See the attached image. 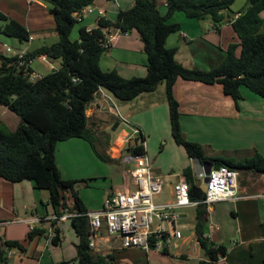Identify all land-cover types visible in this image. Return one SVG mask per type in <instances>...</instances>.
I'll return each instance as SVG.
<instances>
[{"label":"crops","instance_id":"obj_1","mask_svg":"<svg viewBox=\"0 0 264 264\" xmlns=\"http://www.w3.org/2000/svg\"><path fill=\"white\" fill-rule=\"evenodd\" d=\"M154 2L159 13L164 15L166 0ZM133 5V0H93L92 12L80 22L75 40H78L79 28L94 29L99 17L113 23L119 12L127 11ZM246 7L247 0H235L230 9L223 13L224 22L221 25H214L209 19L192 20L182 13L173 14L168 23L177 25L178 31L167 38L166 46L175 49V61L188 69L210 71L225 59L230 45L238 46L235 51L238 57L239 39L231 23ZM0 14L7 20L0 21V30L8 21L13 20L22 25L31 38L25 43H19L0 33L2 54L3 45L9 46L12 52L25 51L29 54L58 42L54 19L49 13V5L43 0H0ZM260 17L264 21V9ZM5 56L12 57L10 54ZM33 61L43 65L48 74L59 68H55L52 61L44 57L35 58ZM33 61L28 64L30 73L40 78L46 76V73L38 75L33 72ZM146 65L143 44L135 30L120 35L99 60L102 71H115L124 79L143 78L146 75ZM172 94L178 103L179 125L184 138L199 144L206 157L239 161L256 152L264 158L263 98L247 88H240V99L234 102L223 93L219 84L206 85L181 79L174 83ZM0 113L7 119L6 127L14 131L19 124V118L8 114L10 112L2 106ZM85 117L88 129L97 136L98 141L100 135L107 137L106 145L102 144V154L110 162H100L93 154L96 160L93 159L88 165L89 145L77 138L57 143L55 161L63 180L80 181L78 185L81 187L76 191L87 213L99 211L104 199L114 191L124 186L131 187L128 173L131 164L123 162V157L129 153L125 150L124 137L131 127L140 130L145 153L149 161L151 157V161L153 160V173L162 177L165 182L163 192L156 199L157 203L171 200L172 184L184 178L188 170L197 179L192 170L191 159L172 140L164 84L131 101H119L101 89L100 96L86 107ZM110 133L114 134V138H110ZM159 143L165 147L155 153L151 147H156ZM115 166H120L121 170L115 169ZM99 182L102 183L101 186L98 185ZM197 182L200 185V181ZM95 188L100 190L96 197L91 192ZM237 195L235 201L216 203L206 209L204 236L213 244L226 248V257L219 259L217 264H262L264 175L247 173L239 176ZM66 202L68 205L72 203L71 199ZM188 209L195 211V208L180 210L179 226L182 233L183 230H188L190 234L183 237L185 242L181 244L182 249L175 254L171 255L169 251L159 253L137 249L123 250L104 230L102 238L97 240L95 254L119 258L116 264H198L205 259L195 240V212L191 219L192 225L185 222L187 214L184 211ZM54 215L47 192L35 189L30 181L12 184L0 178L1 242L16 241L24 248L23 251H8L6 264H76L75 246L78 239L70 221L54 226L59 230L57 245H53L52 239L45 233L28 239L32 225L34 230H46L49 227L48 218ZM120 251L126 254L116 256ZM138 254H144L145 260L140 259Z\"/></svg>","mask_w":264,"mask_h":264},{"label":"trees","instance_id":"obj_2","mask_svg":"<svg viewBox=\"0 0 264 264\" xmlns=\"http://www.w3.org/2000/svg\"><path fill=\"white\" fill-rule=\"evenodd\" d=\"M43 1L49 5L58 42L27 54L25 61L29 64L35 58L44 57L50 61L60 60V67L32 82L29 80L30 70L23 71L16 57H7L0 52V106L19 118L14 131L0 123V178L12 184L30 181L35 189L47 192L49 205L56 216L73 204V210L78 214L70 219L78 239L76 264H115L112 256L94 254L88 247L87 212L75 190L80 181L63 180L55 161L57 143L77 138L89 143L100 161L110 162L107 156L95 151L85 117V109L98 89L105 90L119 101H131L164 84L171 137L189 159L224 166L237 172L238 179L247 173L264 175V158L256 152L239 161L206 157L199 144L187 141L180 129L178 103L172 94L174 83L181 79L206 85L219 84L223 93L234 102L240 99V88H247L264 99V21L260 17L264 0H247L244 12L231 23L239 39V56L235 55L238 46L230 45L225 59L210 71L188 69L175 61V49L168 48L166 40L178 31V26L169 24L168 20L173 14L182 13L188 19H209L214 25H221L223 13L235 0H166L164 15L156 9L154 0H133V7L119 12L113 23L100 19L98 27L90 33L79 28L75 41L70 35L74 26L80 23L73 14L90 6L93 0ZM0 21L7 20L0 14ZM108 26L119 29L122 34L133 30L138 32L147 59L143 78L124 79L115 71L101 70L99 60L105 52L100 46L102 29ZM0 33L19 43L29 40L28 31L13 20L8 21ZM130 151L134 155L143 153V149L137 146ZM184 178L189 185V199L203 201L204 193L192 177V171L188 170ZM67 199H71L70 205ZM206 222L207 211L200 204L195 208L193 230L205 260L198 264H217L219 259L226 257V248L205 238ZM53 230L56 236L52 238V244L57 245L59 230L55 227ZM44 233L45 230L35 229L28 239ZM11 250L23 251L24 248L19 242L2 243L0 239V264H6L7 252Z\"/></svg>","mask_w":264,"mask_h":264},{"label":"built area","instance_id":"obj_3","mask_svg":"<svg viewBox=\"0 0 264 264\" xmlns=\"http://www.w3.org/2000/svg\"><path fill=\"white\" fill-rule=\"evenodd\" d=\"M92 6H87L73 14L77 22L92 12ZM100 18L95 25L98 27ZM95 27V28H96ZM92 29H86L90 33ZM122 33L119 29L108 26L102 29L103 40L100 46L108 50L114 41ZM31 38L29 37V40ZM4 54H10L18 59V65L23 71L28 70V63L25 61V51L12 52L9 46L3 45ZM39 76L29 73V80L36 81ZM101 94L98 89L94 100ZM119 118L117 114H114ZM123 123L125 120L121 119ZM125 150H131L134 146L143 149V153L134 155L129 150L123 157V162L131 164L129 170L130 186H124L107 196L99 211L86 213L88 218V247L92 252L96 251L97 240L102 238V232L118 242L123 250L137 249L143 252L157 251L168 252L170 248L179 249L184 238L179 226L180 210L196 208L200 204L208 210L216 203L225 202L238 198V173L224 166L217 170H211L208 176V183L205 184L204 199L201 202L189 199V185L184 178L172 184L171 200L159 204L157 197L163 192L165 182L162 177L153 173L152 165L145 153V143L140 130L131 127L130 132L124 137ZM127 182V181H126ZM264 200V195L262 196ZM73 204L65 208L60 216L48 218L49 227L45 230L48 238L55 237L53 230L58 223L70 221L76 217ZM39 223V221H36ZM34 230V226H31Z\"/></svg>","mask_w":264,"mask_h":264},{"label":"rangeland","instance_id":"obj_4","mask_svg":"<svg viewBox=\"0 0 264 264\" xmlns=\"http://www.w3.org/2000/svg\"><path fill=\"white\" fill-rule=\"evenodd\" d=\"M78 26H79V24H77V25H75L74 26V28H73V30H72V33H71V36H70V39L72 40V41H74L75 40V36H76V32H77V28H78ZM5 55V54H4ZM9 55V54H8ZM42 62V61H41ZM52 65H54V67L55 68H57V67H60V60H55V61H52V63H51ZM31 69L33 70V72L35 73V74H38V75H43L44 73H46L45 75H47L48 74V72L45 70V68L43 67V65H40V63H38L37 61H33L32 63H31ZM8 114H10V115H12V116H14L15 117V115L13 114V113H8ZM5 122H7V119L6 118H3V115L0 113V123L1 124H4L5 125ZM8 123H9V120H8ZM126 129V128H125ZM127 130V129H126ZM128 132H130V130L128 131ZM92 138H91V140H92V143H93V145H94V148H95V151L97 152V153H100V154H102V150L104 149V147H102V144H105L106 145V142H107V137L106 136H103V135H100V141H98L97 140V136L96 135H94V134H92V136H91ZM110 138L112 139V138H114V134H111L110 133ZM89 146H88V149H89V157L87 158V162L89 161V163H88V165H90V163H91V161L94 159V160H96V158L94 157V152H93V150H92V146L89 144V143H87ZM165 146H164V144H162V143H159L156 147H151V150L153 149V151H155V153H158V152H160L163 148H164ZM151 150H150V152H151ZM150 152H148V154H150ZM166 152H167V149H166ZM94 154V155H93ZM151 159H152V157L150 158V161H151ZM153 161V160H152ZM152 161L150 162L151 163V165H152ZM101 162V161H100ZM115 169H118V170H121V167L119 166V167H117V166H115ZM198 179H196L195 181H197ZM99 181H101V179L99 180ZM199 181V180H198ZM101 182H99L98 183V185L99 186H101ZM81 187V185H76V187H75V190H78L79 188ZM97 187V186H96ZM82 191V190H81ZM81 191H80V193H81ZM92 192V194L96 197L97 196V194H98V192H100V190H98V189H94L93 191H91ZM186 214H187V220H185V222L186 223H189L190 225H192V222H191V219L194 217V209H188V210H185L184 211ZM190 234V232L188 231V230H183V233H182V235H183V237H187L188 235ZM196 246V245H195ZM196 248V247H195ZM181 249L182 248H179V249H174V248H170L169 249V253L172 255V254H175V253H177V252H179V251H181ZM95 254V253H94ZM126 254V252H124V251H120V252H118L117 254H116V256H122V255H125ZM139 256H140V259H142V260H145V255L144 254H138ZM119 261V258H117V259H115L114 258V263L116 264L117 262Z\"/></svg>","mask_w":264,"mask_h":264},{"label":"water","instance_id":"obj_5","mask_svg":"<svg viewBox=\"0 0 264 264\" xmlns=\"http://www.w3.org/2000/svg\"><path fill=\"white\" fill-rule=\"evenodd\" d=\"M192 170L195 177L200 181L199 188L202 192L205 191V184L208 183V176L211 170H217L220 165H213L208 162H201L195 158L191 160Z\"/></svg>","mask_w":264,"mask_h":264}]
</instances>
